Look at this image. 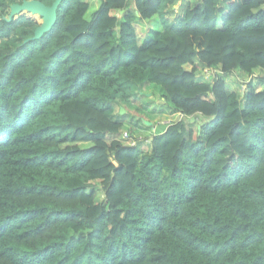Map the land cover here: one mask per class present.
Instances as JSON below:
<instances>
[{
    "label": "trees",
    "instance_id": "1",
    "mask_svg": "<svg viewBox=\"0 0 264 264\" xmlns=\"http://www.w3.org/2000/svg\"><path fill=\"white\" fill-rule=\"evenodd\" d=\"M165 1L0 0V264H264V0Z\"/></svg>",
    "mask_w": 264,
    "mask_h": 264
},
{
    "label": "rangeland",
    "instance_id": "2",
    "mask_svg": "<svg viewBox=\"0 0 264 264\" xmlns=\"http://www.w3.org/2000/svg\"><path fill=\"white\" fill-rule=\"evenodd\" d=\"M167 3H168V0H166L164 2V4L162 5V7L160 8L159 10V13H158V18H162V19H165L167 21V23L169 22H172L173 20H175L177 18V16L179 15V13H176L174 14L173 12H170L169 14H165L164 13V10L167 6ZM178 5L175 4V6H173V8H177ZM263 9H264V5L262 6ZM19 15H24L26 16L27 18H31L33 19L34 21H36L37 23H40L41 22V18L39 16H37V14H30V13H27V12H23ZM19 15H17L15 18H17ZM157 19V18H156ZM153 29H156V27L154 26ZM144 30V28L142 29V31ZM154 31V30H153ZM153 31L151 32L153 34ZM138 32L140 33V30H138ZM149 33V35L151 34ZM148 35V36H149ZM141 35H139L140 37ZM141 38V37H140ZM146 38V37H145ZM236 72V71H235ZM229 73V74H226L224 77H225V80H226V83L227 85L230 87V88H238L240 90H242L243 88V83L241 84H238V83H235L234 82V75L238 76L239 79H245L243 75L242 77V74H239V73ZM232 77V78H231ZM160 86L159 85H154L153 88H151V91H148L145 93L144 97L146 98V104L147 107H148V111L147 112H144V113H141V112H134V113H130V111L128 110L126 116L124 117V121H125V127L126 128H129L132 132H137L139 129L137 128V122H136V119L137 117H147V119H145V121H149L151 122V126L152 127L151 129H148V130H145V136H151L153 135L156 130H157V127H160L158 130H162V126L168 124V123H171L172 121L175 120V118L178 116L176 115L175 113H169V111L167 110H164L165 109V106L163 104V101L160 97V93H161V90H160ZM122 107V105H120L119 109ZM124 107H125V104H124ZM122 107V108H124ZM118 109V110H119ZM158 109H161L163 110V112L159 113ZM130 110H133V108H130ZM156 112V113H154ZM152 113L153 115H158L157 117L153 116L152 117ZM196 120H197V123H204L206 121H209V118L207 117H204V116H201V115H196ZM156 124V125H155ZM155 125V126H153ZM141 149H145V144L141 146Z\"/></svg>",
    "mask_w": 264,
    "mask_h": 264
},
{
    "label": "water",
    "instance_id": "3",
    "mask_svg": "<svg viewBox=\"0 0 264 264\" xmlns=\"http://www.w3.org/2000/svg\"><path fill=\"white\" fill-rule=\"evenodd\" d=\"M62 0H54L52 4L46 5L39 0H22L21 3H12L9 5V12L7 16L4 17L5 20L10 21L17 15L27 12V13H37L41 22L38 27L34 30V35L32 39H38L43 33L47 32L56 20V9ZM124 108L119 109V114L124 113ZM147 126H151V122L144 121Z\"/></svg>",
    "mask_w": 264,
    "mask_h": 264
},
{
    "label": "crops",
    "instance_id": "4",
    "mask_svg": "<svg viewBox=\"0 0 264 264\" xmlns=\"http://www.w3.org/2000/svg\"><path fill=\"white\" fill-rule=\"evenodd\" d=\"M160 18L157 17V19H153V20H144V21H136V32H137V36L141 35V41L149 35L150 32H152L153 30H158L161 28V22H160ZM156 27V29H153V27ZM144 28V30L142 31V29ZM138 30H140V33L138 32ZM153 31V32H154ZM138 43L139 42V38H138Z\"/></svg>",
    "mask_w": 264,
    "mask_h": 264
},
{
    "label": "built area",
    "instance_id": "5",
    "mask_svg": "<svg viewBox=\"0 0 264 264\" xmlns=\"http://www.w3.org/2000/svg\"><path fill=\"white\" fill-rule=\"evenodd\" d=\"M201 73H202L203 77L208 78V77H210V75H212V70H207V69H205V70H203V72H201ZM177 115L179 116V119L182 118V116H183V114H180V113H178ZM168 124H169V123H168ZM155 125H156V124H155ZM155 125H153V126H155ZM166 125H167V124H166ZM121 137H122L123 140H126V141L128 142L129 145H135V144H136L135 139L132 138V137L128 134V132H126V131L123 132V134H122Z\"/></svg>",
    "mask_w": 264,
    "mask_h": 264
},
{
    "label": "bare ground",
    "instance_id": "6",
    "mask_svg": "<svg viewBox=\"0 0 264 264\" xmlns=\"http://www.w3.org/2000/svg\"><path fill=\"white\" fill-rule=\"evenodd\" d=\"M30 14H32V13H30ZM34 14H37V13H34ZM38 15V14H37Z\"/></svg>",
    "mask_w": 264,
    "mask_h": 264
}]
</instances>
